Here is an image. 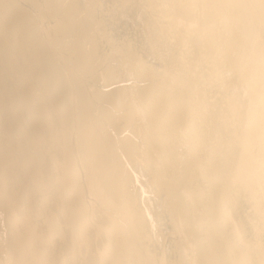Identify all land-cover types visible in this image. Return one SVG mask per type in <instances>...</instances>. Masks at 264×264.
I'll return each instance as SVG.
<instances>
[{
    "label": "bare ground",
    "instance_id": "1",
    "mask_svg": "<svg viewBox=\"0 0 264 264\" xmlns=\"http://www.w3.org/2000/svg\"><path fill=\"white\" fill-rule=\"evenodd\" d=\"M0 264H264V0H0Z\"/></svg>",
    "mask_w": 264,
    "mask_h": 264
}]
</instances>
